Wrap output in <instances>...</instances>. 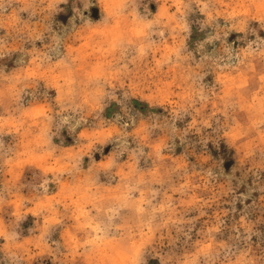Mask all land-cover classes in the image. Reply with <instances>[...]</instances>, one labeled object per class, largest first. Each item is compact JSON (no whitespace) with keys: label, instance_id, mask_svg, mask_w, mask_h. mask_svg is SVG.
I'll return each instance as SVG.
<instances>
[{"label":"clouds","instance_id":"obj_1","mask_svg":"<svg viewBox=\"0 0 264 264\" xmlns=\"http://www.w3.org/2000/svg\"><path fill=\"white\" fill-rule=\"evenodd\" d=\"M0 264H264V0H0Z\"/></svg>","mask_w":264,"mask_h":264}]
</instances>
